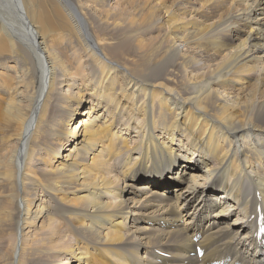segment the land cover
<instances>
[{
    "label": "bare ground",
    "instance_id": "1",
    "mask_svg": "<svg viewBox=\"0 0 264 264\" xmlns=\"http://www.w3.org/2000/svg\"><path fill=\"white\" fill-rule=\"evenodd\" d=\"M259 206L264 0H0V264H264Z\"/></svg>",
    "mask_w": 264,
    "mask_h": 264
},
{
    "label": "rangeland",
    "instance_id": "2",
    "mask_svg": "<svg viewBox=\"0 0 264 264\" xmlns=\"http://www.w3.org/2000/svg\"><path fill=\"white\" fill-rule=\"evenodd\" d=\"M141 8H142L143 12H146L147 9H148L147 6H143V7H141ZM125 137H126V136H125ZM8 242H9V241H8L7 238H4V239L0 240V248H1V249H4V248L7 246ZM192 253H193V252H192Z\"/></svg>",
    "mask_w": 264,
    "mask_h": 264
}]
</instances>
